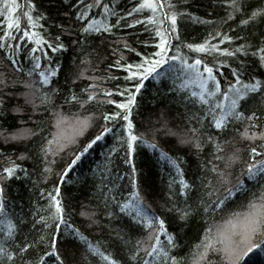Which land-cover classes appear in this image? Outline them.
<instances>
[{
  "label": "trees",
  "instance_id": "obj_1",
  "mask_svg": "<svg viewBox=\"0 0 264 264\" xmlns=\"http://www.w3.org/2000/svg\"><path fill=\"white\" fill-rule=\"evenodd\" d=\"M91 2L82 0L84 5ZM139 2L102 0L100 5L93 4L86 20L97 16L104 19L106 16L113 25L111 32L81 33L79 26L84 21H79L75 16L81 10L79 5H75V0H33V8L17 9L21 20L19 30L7 28L6 22L0 23V37H3L0 44L4 45L0 47V80L4 81L0 86V128L6 130L5 135L20 128L31 129L33 133L7 142L0 137V168L8 166L9 161L16 162L22 168L17 169L14 176L0 180V189H3L0 202L6 206L5 214L0 215V247L16 253L11 261L0 256V264H37L38 257L47 250L46 242L54 230L55 221H48L49 226L45 228V221L39 220V217H48L51 210L48 193L54 190L57 183L65 219L87 237L83 241L73 239L67 235L71 229L61 225L57 232V243L64 264H107L89 250L90 244L111 254L120 264H172L170 258L165 262L161 256L149 255L151 241L146 238L148 230L133 221L134 213H121L117 207V202L124 200L132 191L130 173L133 167L146 210L160 216L165 221L166 231L173 237L174 246H169L164 233H161L160 247L169 253V257L176 256L177 264H193L199 246L206 242V237H211L214 243L202 264H230L222 251L228 241L217 233L224 232L226 236L230 222L234 223L250 212V206L259 209L264 205V171L249 177L245 167L248 149L256 146L264 150L261 148L264 141L259 138L240 139L239 133L250 122L235 117L228 118L230 123L226 133L217 135L219 130L209 127L210 114L204 115L208 106L192 96V92L200 91L193 80L192 71L178 60L174 62L165 57L163 65L142 78L143 83L137 91L129 118L133 121V131L147 143L133 142L131 165L125 163L127 144L121 139L125 136V122L119 118L114 121L102 118L103 113L114 110L115 105L104 99L99 90H96L97 99L83 104L68 99L72 94L82 99L86 97L88 93L81 89L90 84L113 89L110 99H127L116 90L122 91L126 85L136 83L141 78L126 79L128 69L117 67V61L120 64L139 63L144 54L157 50L155 42L160 38L155 35L154 29H166L170 25V21L165 19L168 9L158 13V19L163 20V24L146 22L143 17L152 15L148 9L132 12ZM169 2L173 5L171 10L178 13L177 33L175 36L169 34L172 41L168 45L169 56L183 55L189 64L196 57L209 63L214 68L222 91H227V83L232 82L233 69L240 72L241 80L245 83L252 82L251 78L256 77L264 89V67L260 66L258 56L253 55L256 47L264 46V12L260 11L264 9V0H236L239 10L228 0ZM104 3L115 12L114 16L106 15ZM23 10L33 16V25H28L22 15ZM253 11L257 15L248 19ZM126 12H131V16L125 15ZM5 13V9H0V21H4ZM8 15L11 17L16 13ZM117 18H120L119 25ZM133 19L140 20V23L131 24ZM241 19L247 20V23L241 24ZM6 28L10 36L5 35ZM25 30L38 33L52 44L57 42L56 37L59 36L65 47L53 52L44 41L35 44L27 37L21 39ZM217 32L221 35L216 36ZM209 34L213 36L209 44L228 48L233 55L215 51L209 55L184 47L188 43L203 42ZM224 34L233 39L223 40ZM125 43L135 51L124 47ZM241 45L245 46L244 51L237 52ZM32 48L40 51L32 53ZM43 52H47L50 59H46ZM33 55L41 57L39 68L33 63ZM10 58L17 61L20 71L12 65ZM216 61L223 63L216 64ZM50 68H55L56 75L49 78L48 85H41L38 73ZM29 72L31 75H28ZM21 81L35 87H25ZM262 89L247 92L237 105L245 116L256 114L257 128L254 130L257 131L264 127ZM25 92L29 94V103H25L23 95H18ZM218 99L228 102L222 94H217L213 105ZM14 106H20L23 111L13 112ZM79 120H87V127L79 129ZM162 124L165 126L161 127ZM103 126H107L109 131L94 140ZM193 128L199 134L200 148L194 147L192 142L180 144L177 136L167 134V130L172 129L193 136L195 134L190 131ZM209 135L217 142L229 141L221 145L222 152L213 150ZM229 137L236 139L237 143L232 144ZM48 140L53 141L50 147L55 154L48 152L45 156V141ZM90 140L93 142L89 145ZM153 143L155 148L149 146ZM85 145H88L87 151H81ZM233 149L240 150L241 159L232 163L230 168H225V160ZM77 151H81L80 158L65 174L64 181H59L58 173ZM161 152L167 153V157L175 159L180 165L189 185L183 195L179 193V176L175 168ZM22 153L23 158H20ZM217 156L224 159L218 160ZM45 163L49 164L51 172L44 171ZM213 166L223 170L227 180L221 177L219 171H212ZM82 206L94 212L96 223L90 224L79 214ZM176 209L185 212L186 216L181 219ZM106 211H112L113 215L107 216ZM9 220L15 225L11 235L7 234ZM40 236L44 239L40 240ZM221 239H224V243H219ZM235 239L238 238L233 237ZM137 241H140V245H137ZM24 242L34 247L21 254L18 246ZM137 247L140 251L136 250ZM53 260L45 257L43 264H53ZM237 264H264V244L246 252Z\"/></svg>",
  "mask_w": 264,
  "mask_h": 264
},
{
  "label": "snow or ice",
  "instance_id": "obj_2",
  "mask_svg": "<svg viewBox=\"0 0 264 264\" xmlns=\"http://www.w3.org/2000/svg\"><path fill=\"white\" fill-rule=\"evenodd\" d=\"M102 0H92L91 3L84 5L82 4V0H75V5H79L81 10L77 11L75 13L76 18L79 21H84L82 25L79 26V31L81 33H93V32H111L113 25L110 24L107 21V18L105 16L104 19H101L100 17H94L93 19L86 20V17L89 16V9L93 7V4L100 5ZM228 2L237 10H239V6L236 3V0H228ZM74 5V6H75ZM34 7L33 0H23V2H18V0H0V9H6V13L4 14V21H0V23L6 22L7 28H15L16 30H19L21 27V20L20 15L17 13V9H31ZM173 5L169 2V0H140L139 3L136 4L135 8L132 9V12H136L141 9H148L151 11L152 15H147L143 17V19L146 22H152L153 24H163V20L158 19V13L163 9H168L166 12L165 19L167 21H170V25L166 27V29H161L160 27H156L154 29L155 35L158 36L160 39L156 41L157 50L153 53H147L143 55V58L139 63L136 64H120L119 61H117L116 66L122 67L125 69H128V75L126 79L132 80L135 78H141L138 82L126 85L124 89L121 91L117 89L116 91L119 92L120 95L126 96L127 99L125 100H114L110 99L111 94L113 93V89L107 88L102 89L99 87V85L96 84H90L87 85L86 88L81 89L82 92H87L88 94L83 99L80 97H77L76 95L72 94L68 97L70 100L81 102L82 104L87 101H92L94 99H97L96 96V90H99L103 93V98L107 99L110 104L115 105V109L110 112H104L103 113V120L105 121H114L115 119L119 118L123 120L125 123L123 124V130L125 133L124 137H121L122 140H124L127 144V159L125 160L126 164L131 165L132 164V152H133V142H143L147 143V141H144L142 137L138 136L133 131V121L129 118L131 109L135 103V97L137 94V91L141 88V85L143 83V77L148 76L156 71V69L165 63V57H168L171 61H179L183 66L190 69L193 73V80L197 82L198 87L200 89L199 92H192L193 97H197L198 101L205 106H208L205 109L204 115L210 114V123L209 127H214L215 129L219 130L217 132V135H220L222 133H226L229 126V117H235L237 119H246L250 123L244 126V130L239 133L240 139H249L253 140L256 138L261 139L264 141V127H261L260 130H254L257 128V121H256V114L251 113L245 116L243 112L238 110V102L246 95L247 92L255 91L257 89H262V82L258 80L256 77H252V82H243L241 80V74L237 69H233L231 71V77L233 78L232 82L227 83V91H222L219 81L217 80L216 75L214 74V68L209 63L205 62L199 57L193 58L191 63H188V60L183 57V55H168V45L171 44V36H175L177 33V15L178 13L175 11H172ZM103 10L106 13V15H115V12L112 11L107 3L103 4ZM261 12H264V9L260 10ZM7 13H16V15L9 16ZM131 12H126L125 15L131 16ZM22 15L24 18L27 19L28 25H33V16L30 14L29 11L23 10ZM257 15L256 11H253L252 16L248 19H252ZM154 17H157V19H154ZM38 20L39 17H36ZM117 25L120 23V18H117L116 21ZM140 23V20L133 19L131 21V24H138ZM241 24L247 23V20L241 19ZM7 28L5 29V35L10 36L11 33L7 31ZM170 34V35H169ZM221 34L219 32L216 33V36H220ZM24 37H27L29 40H34L35 44H41L42 41H44L45 44H47V47L50 48L53 52L57 51L58 49L64 48L65 45L60 42L59 36L56 37V43L52 44L44 40V37L40 36L38 33H33L28 30L23 31L21 39ZM0 39H3V37H0ZM83 39V37H81ZM177 39H179L177 37ZM233 37L228 36L227 34H224L223 40H232ZM213 40V36L209 34L201 43H188L185 44L184 47L194 50L198 53L203 52L206 54H211L213 51L219 52V53H225L228 55H233L229 51L228 48H217L215 43L209 44V41ZM262 41H264V38H262ZM222 42V41H221ZM147 43V42H146ZM3 44H0V47H3ZM124 47L129 48L130 51H135V49H132L130 45L126 44ZM179 48V45L176 46ZM245 46L241 45L239 46L236 51L241 52L244 51ZM37 51H40V49L32 48L31 52L35 53ZM42 55L46 59H50L48 57L47 52H43ZM137 55H141L140 53H137ZM253 55L258 56L259 58V64L261 67H264V46L256 47L253 51ZM40 56L39 55H33L32 60L35 64L36 68L40 67ZM11 59V58H10ZM11 63L13 66L16 67L17 71H20V68L17 66V61L15 59H11ZM216 64L223 63V61H216ZM57 68L59 65L56 66ZM135 69V70H133ZM202 73H206V75H203ZM28 75H31V72L28 73ZM56 75L55 68H50L47 71H40L38 73L39 81L41 85H48L49 84V78ZM80 75H83V71L80 73ZM114 78V77H112ZM98 79V78H97ZM211 82V84H209ZM21 83H25L21 81ZM4 84L3 80H0V86ZM25 87H35V85H29L25 83ZM128 89H135V91H129ZM53 91H56V89H52ZM264 90V89H262ZM217 94H222V96L227 99V103L224 102V99H218V102L213 105V99L217 98ZM18 95H23L25 97V103H29L28 99V93H18ZM218 109V111H217ZM13 112L19 113L22 112L23 109L20 106H14L12 109ZM201 120H203V116L201 117ZM60 121H58L59 123ZM87 120H79L77 122V127L79 129H83L87 127ZM165 125L162 124L161 127H164ZM109 131V128L107 126H103L102 130L97 133V135L93 138L94 140L100 139L106 132ZM193 134V136H188L187 133H177L172 129L167 130V134L169 135H175L178 138V143L185 144L192 142L193 146L196 148H200L201 142L199 134L197 133V129L193 128L190 130ZM6 130L0 128V137H3L5 142L8 140H18L20 138H24L27 136L32 135L31 129H24L20 128L13 132H9L5 135ZM67 139V138H64ZM208 140L211 141L213 150L216 152H222L223 148L221 145L228 144L229 141L221 140L220 142H217L216 139L209 135ZM229 140L232 144L237 143L236 139H233L232 137H229ZM93 141H89V145ZM53 141L48 140L45 141V148H47V152H45V156H47L48 152H52L54 155L55 152L52 151V148L50 147L52 145ZM152 148H155L156 145L153 143L149 145ZM261 148H264V145L261 146ZM88 145H85L84 148L81 151H87ZM42 152H44V148L41 149ZM81 151L74 152L70 158V160L64 165L62 172L58 173V180L64 181L65 174L69 172V170L73 167L74 164H76L77 160L81 156ZM115 151V149H113ZM240 150L239 149H233L229 154L227 159L225 160L224 166L225 168H230L232 163L238 161L241 159L239 155ZM161 155L164 157H167V153L161 152ZM23 158V153L21 154V157ZM169 163L175 168L176 173L179 176V193L180 195H183L186 191V188L189 187L188 182L184 179L180 165L177 163L175 159H172L171 157H167ZM182 160V157L180 158ZM216 159H224L223 156H217ZM245 167L247 169V174L251 176L256 171H264V150L258 149V147L253 146L248 149V162L245 164ZM17 169H21V165L17 164L14 161H9L8 166L0 168V173H3V175H0V180L7 179L8 177L14 176ZM45 172H51V168L48 163H45L44 167ZM136 169L133 167L131 169L130 173V183L132 191L130 194L126 195V198L122 201L117 202V207L121 213L123 212H129L134 213L132 215V219L135 222H138L142 227L147 231L146 238L151 241V244L148 246L149 255H158L163 257L164 261L167 262L169 258L171 259L172 264H177L178 258L176 256L169 257V253L165 251L162 247H160L159 241H160V235L161 233H164L165 238L168 240L169 246L173 245V237L171 233H168L165 229V221L155 214H150L146 210L144 196L141 194V192L138 190V185L136 181L135 176ZM212 171L220 172L221 177L224 180H227V177L224 175L223 170L217 169L215 166H213ZM3 189H0V193H2ZM53 191L55 194H53ZM50 191L48 193L49 196V205H50V211L48 213V217L40 216L39 220L45 221L44 227L48 228L49 224L48 221H55V224L53 225L54 230L50 234L49 240L46 242L48 247L47 250L43 252L42 255L38 257L37 264H43L45 257L54 258L53 264H64V260L62 256L60 255V250L58 248V237L57 232L61 229V225H64L66 229H71L70 232L67 233V235L73 239H78L80 241H83L87 239L81 232L80 229L77 227H74L72 224H69L67 220L65 219V209L62 206V202L59 199L60 196V187L59 183L54 185V190ZM41 192L43 193V189H41ZM231 193L229 192V195ZM115 199L114 197L112 198ZM0 201H2V197H0ZM219 205H217L218 207ZM5 204L3 202H0V215L5 214ZM252 210L248 212L246 215L241 217L236 222L232 223L230 222L229 225V231L227 235L225 236L224 232L217 233L218 236L224 237V239H227V243L225 244L222 251L224 252L225 258L229 260L230 264H237L239 260H241L246 252L251 251L252 249L257 248L261 244H264V205H262L259 209H257L254 205L250 206ZM207 210V209H205ZM176 211L179 213L180 218L183 219L186 216L185 212L180 211V209H176ZM82 217L87 219L90 224L96 223L97 221L94 219V212L88 211L85 207H81L80 213ZM107 216L111 217L113 215L112 211H106L105 213ZM8 228L9 232L8 235H11V230L15 228V225L12 224V222L8 221ZM233 237H237L238 239L233 240ZM40 240H43V236L39 237ZM224 239H221L219 243H224ZM206 242L203 243L201 246H199V251L196 255V257L193 260V264H202V262L207 258V254L209 251L213 248V239L211 237L205 238ZM137 245H140V241H137ZM30 247H34L33 244H30L28 242H24L22 245L18 246V250L21 254H24ZM89 250L92 251L94 255H98L103 261H106L107 264H120L118 260H116L111 254H106L105 252L101 251L98 247H94L91 244L89 245ZM137 251H140V248L137 247ZM15 251H8L7 249L0 247V256L5 257L7 260L11 261L13 260L15 256ZM135 254L133 253V257Z\"/></svg>",
  "mask_w": 264,
  "mask_h": 264
},
{
  "label": "rangeland",
  "instance_id": "obj_3",
  "mask_svg": "<svg viewBox=\"0 0 264 264\" xmlns=\"http://www.w3.org/2000/svg\"><path fill=\"white\" fill-rule=\"evenodd\" d=\"M10 2H11V0H10ZM5 11H7L6 9H5ZM9 14V13H8ZM259 172H262V171H256L255 173H253L251 176H254L255 174H257V173H259ZM247 176H249L248 174H247ZM251 176H249V177H251Z\"/></svg>",
  "mask_w": 264,
  "mask_h": 264
}]
</instances>
